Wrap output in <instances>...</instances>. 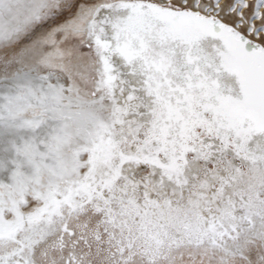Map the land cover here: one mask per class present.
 Wrapping results in <instances>:
<instances>
[{"label":"snow or ice","instance_id":"1","mask_svg":"<svg viewBox=\"0 0 264 264\" xmlns=\"http://www.w3.org/2000/svg\"><path fill=\"white\" fill-rule=\"evenodd\" d=\"M0 264H264V0H0Z\"/></svg>","mask_w":264,"mask_h":264}]
</instances>
